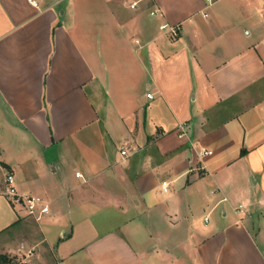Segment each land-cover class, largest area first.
I'll use <instances>...</instances> for the list:
<instances>
[{
	"label": "crops",
	"instance_id": "crops-1",
	"mask_svg": "<svg viewBox=\"0 0 264 264\" xmlns=\"http://www.w3.org/2000/svg\"><path fill=\"white\" fill-rule=\"evenodd\" d=\"M34 1L0 0V253L264 264V0Z\"/></svg>",
	"mask_w": 264,
	"mask_h": 264
},
{
	"label": "built area",
	"instance_id": "built-area-1",
	"mask_svg": "<svg viewBox=\"0 0 264 264\" xmlns=\"http://www.w3.org/2000/svg\"><path fill=\"white\" fill-rule=\"evenodd\" d=\"M31 4L36 5V2L34 0H28ZM213 0H205L209 5L212 3ZM137 5V2H129L128 7L129 8H135ZM160 14V11L157 9H154L150 12L151 16H155ZM159 29L163 32H166L167 34L171 36H176L178 28L176 26H168L166 24L161 25ZM148 98H151L152 96L150 94L147 95ZM184 127V124L179 126V129L182 131ZM212 152L208 150H202L200 152V156H209ZM121 154L124 155L125 151L122 149ZM76 176H80L79 173L76 174ZM4 186H5V196L7 200L14 206H21L23 207L29 216L32 218L38 220L42 215L49 212V204L45 201H43L40 197L37 196H31V195H20L14 184V178L11 174H6L4 179ZM168 184L166 182L162 183L163 192L167 191Z\"/></svg>",
	"mask_w": 264,
	"mask_h": 264
},
{
	"label": "rangeland",
	"instance_id": "rangeland-1",
	"mask_svg": "<svg viewBox=\"0 0 264 264\" xmlns=\"http://www.w3.org/2000/svg\"><path fill=\"white\" fill-rule=\"evenodd\" d=\"M228 1V0H227ZM223 3H219L217 5H214V8L218 7V6H222ZM207 14L210 13L209 10L206 11ZM256 18H258V15H255ZM261 17V16H260ZM100 216V215H99ZM110 216H113V215H110ZM113 218V217H111ZM96 219V218H95ZM117 223V220H112V221H109V222H104V223H97V225L99 226V228L102 230V229H107V228H111L113 227L115 224ZM0 254H5V255H8L10 257H12L11 255L7 254V253H0ZM16 264H24V262H22V259H18V257H15V261H14Z\"/></svg>",
	"mask_w": 264,
	"mask_h": 264
},
{
	"label": "trees",
	"instance_id": "trees-1",
	"mask_svg": "<svg viewBox=\"0 0 264 264\" xmlns=\"http://www.w3.org/2000/svg\"><path fill=\"white\" fill-rule=\"evenodd\" d=\"M14 257H10L5 254H0V264H16Z\"/></svg>",
	"mask_w": 264,
	"mask_h": 264
}]
</instances>
